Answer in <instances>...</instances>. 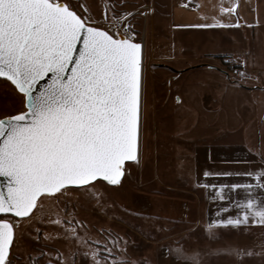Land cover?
Listing matches in <instances>:
<instances>
[{"label":"rangeland","instance_id":"obj_1","mask_svg":"<svg viewBox=\"0 0 264 264\" xmlns=\"http://www.w3.org/2000/svg\"><path fill=\"white\" fill-rule=\"evenodd\" d=\"M71 2L87 5L100 26L106 6L109 15L112 6L117 13H133L129 20L135 40L143 45L139 162L125 166L119 185L97 183L99 199H90L83 189L42 199L33 215L19 220L15 228L12 264H93V252L99 253L98 264H112L113 259L125 264H178L169 246L181 247L187 256L199 251L203 264H264L262 228L215 229L221 238H209L204 193L194 183L195 166L203 164L198 160L202 149L244 145L252 147L255 156L261 154L264 93L239 89L254 87L245 78L249 65L258 66L259 60H248L240 46L229 43L233 33L224 32L223 42L213 43L209 29L196 33L173 27L169 0ZM251 76V83L259 84L260 76ZM21 107L14 86L0 79V115L15 114ZM251 118L256 120V138L246 139ZM235 162L234 166L242 165L238 158ZM72 228L84 243L71 237ZM105 247L111 249V259ZM226 248L251 250L253 255L240 261L230 255H207Z\"/></svg>","mask_w":264,"mask_h":264},{"label":"snow or ice","instance_id":"obj_2","mask_svg":"<svg viewBox=\"0 0 264 264\" xmlns=\"http://www.w3.org/2000/svg\"><path fill=\"white\" fill-rule=\"evenodd\" d=\"M112 7L111 15L105 7L100 26L87 5L74 6L71 0H0V78L14 86L22 104L15 114L0 115V178L5 181L0 185V264H12L15 228L42 199L81 189L90 199H99L97 183L119 185L126 163L139 162L143 49L129 20L133 13H117ZM239 7V0H232L218 9L220 17L234 23L222 18L209 22L205 16L203 23L177 27L239 28ZM233 174L253 182L205 185L216 192L214 198L226 202L218 212L237 210L207 225L211 239L221 238L215 229L250 222L264 226V166L216 173ZM68 231L84 243L75 228ZM104 251L113 257L111 249ZM167 251L178 264H203L199 251L192 256L181 247ZM222 254L238 261L253 255L238 248L207 253ZM81 255L89 258L88 253ZM98 255L92 253L93 264H98ZM112 264L125 261L113 259Z\"/></svg>","mask_w":264,"mask_h":264},{"label":"crops","instance_id":"obj_3","mask_svg":"<svg viewBox=\"0 0 264 264\" xmlns=\"http://www.w3.org/2000/svg\"><path fill=\"white\" fill-rule=\"evenodd\" d=\"M168 4H171V23L173 27L178 28L183 31H194L196 33L204 32L206 29H209L211 35V42L213 43H222L223 34L233 33L234 38L230 40L227 38V42L232 45H237L242 48V51L248 60L258 59L259 65L250 67L248 70V77L245 79L248 80L249 84H254L253 88L242 87L239 89L250 92H263L264 93V0H239V15L242 18V25L239 28L235 27H226V28H194V27H177L178 25H194L203 23V17H208L209 22L213 18H222L226 23H234L235 20H230L228 17H220L218 9L221 6L227 7L230 6L232 0H169ZM248 25H252L249 27ZM208 31V30H207ZM247 63L252 64L251 61ZM254 65V64H253ZM213 70L214 68H209ZM256 74L260 77L256 80L259 84H255L254 79L250 75ZM229 80V74L226 75ZM234 87L237 88L239 85L234 83ZM249 131H245L244 138L254 139L255 129L253 128L256 120L251 118L249 121ZM251 126V127H250ZM234 135V134H232ZM227 136V135H226ZM240 137V135L236 136ZM242 137V136H241ZM242 138V139H244ZM212 148V147H211ZM259 154H264V134L261 135L260 144L258 146ZM255 156V151L252 147L250 149L247 146L239 145L232 147H219L217 146L213 150L202 149L198 155V160L203 164L195 166L194 172V183L196 187L200 188L204 193V222L207 225L217 219L219 216L227 217L229 215H236L237 210L231 209L229 212H218L222 206H226L225 201H220L219 199L214 198L216 192L212 188L205 187V185L214 184H232L237 182H253L252 178L246 177L243 175H216V173H242L248 169L260 168L264 166V161L261 160V156ZM238 158V162H241L242 165H237L235 159ZM198 164V162H197ZM205 172L210 173V175L205 176ZM225 194H227V189H225ZM237 194L233 193V197ZM262 228L264 226L253 225L251 222L249 225L240 226L239 228H229V229H216L221 230H233V229H254Z\"/></svg>","mask_w":264,"mask_h":264},{"label":"water","instance_id":"obj_4","mask_svg":"<svg viewBox=\"0 0 264 264\" xmlns=\"http://www.w3.org/2000/svg\"><path fill=\"white\" fill-rule=\"evenodd\" d=\"M142 49H143V45H142ZM0 79H3V78H0ZM131 163H133V162H127L126 165H127V164H131ZM126 165H125V166H126ZM123 177H124V176H123ZM123 177H122V178H123ZM4 183H5L4 179H3V178H0V185H2V184H4ZM110 186H112V185H110ZM17 219H18V218H17Z\"/></svg>","mask_w":264,"mask_h":264}]
</instances>
